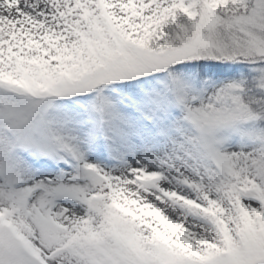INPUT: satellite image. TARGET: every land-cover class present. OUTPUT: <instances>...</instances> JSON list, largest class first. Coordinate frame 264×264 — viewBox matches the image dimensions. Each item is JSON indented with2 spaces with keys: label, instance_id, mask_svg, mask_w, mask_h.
Wrapping results in <instances>:
<instances>
[{
  "label": "snow or ice",
  "instance_id": "snow-or-ice-1",
  "mask_svg": "<svg viewBox=\"0 0 264 264\" xmlns=\"http://www.w3.org/2000/svg\"><path fill=\"white\" fill-rule=\"evenodd\" d=\"M0 264H264V0H0Z\"/></svg>",
  "mask_w": 264,
  "mask_h": 264
}]
</instances>
